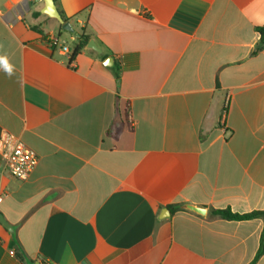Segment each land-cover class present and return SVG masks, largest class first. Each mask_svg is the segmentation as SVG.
I'll use <instances>...</instances> for the list:
<instances>
[{
    "label": "crops",
    "instance_id": "0c3cea01",
    "mask_svg": "<svg viewBox=\"0 0 264 264\" xmlns=\"http://www.w3.org/2000/svg\"><path fill=\"white\" fill-rule=\"evenodd\" d=\"M56 5L100 52L0 0V138L39 157L24 181L0 157V264H250L263 221L211 210H264V0Z\"/></svg>",
    "mask_w": 264,
    "mask_h": 264
},
{
    "label": "trees",
    "instance_id": "16d2710c",
    "mask_svg": "<svg viewBox=\"0 0 264 264\" xmlns=\"http://www.w3.org/2000/svg\"><path fill=\"white\" fill-rule=\"evenodd\" d=\"M57 1L58 0H55L56 3ZM59 11L65 22L71 21V18L67 17L62 10H59ZM59 26H60V30L65 32V30H63L62 24H60ZM256 31L260 34V40H259L258 46L254 54L261 51L264 48V25L257 27ZM80 34H81V37L76 38V43L74 44L70 52V57H69L70 63L73 62L75 58L78 56V54H80L82 50L86 48L89 41L91 40V35L85 29H81ZM52 48L55 49V44L52 45ZM113 73H114V77L116 79L117 85L119 86L120 81H121L120 68L115 67L113 69ZM125 116H128L127 112H125ZM169 208L172 210V212H175L180 209V206H169ZM211 214L213 216H216L221 219L228 220V221H247V220H253V219H261L264 223V210H255L250 213L239 214V213L233 212L229 208L228 209H217V210L214 209V210H211ZM263 255H264V227L261 233L259 249L257 251V254L254 260L250 264H257Z\"/></svg>",
    "mask_w": 264,
    "mask_h": 264
},
{
    "label": "built area",
    "instance_id": "2783aa9c",
    "mask_svg": "<svg viewBox=\"0 0 264 264\" xmlns=\"http://www.w3.org/2000/svg\"><path fill=\"white\" fill-rule=\"evenodd\" d=\"M50 44H56L55 38H50ZM69 52L68 47H64ZM0 157L5 162L9 174L18 180H27L32 171L39 163V157L35 151L10 133H4L0 138ZM0 197V202H1ZM14 255V252H11ZM46 264V263H45Z\"/></svg>",
    "mask_w": 264,
    "mask_h": 264
},
{
    "label": "water",
    "instance_id": "95a60500",
    "mask_svg": "<svg viewBox=\"0 0 264 264\" xmlns=\"http://www.w3.org/2000/svg\"><path fill=\"white\" fill-rule=\"evenodd\" d=\"M44 1V8L42 9V13L47 15L49 18L57 20L60 24L63 26V30L73 34L76 38H80L81 34L76 32L74 28L72 27L70 22H65L62 18L60 11L56 5L55 0H43ZM88 48L94 49L98 52L101 50L97 46V44L94 42V40H90L88 43ZM183 208L186 210H189L191 212H194L201 216H206L208 214V210L202 206H197L193 204H185L183 205ZM170 215V212L168 209H164L162 211V218H165ZM0 223L9 231H13L11 226L4 220L2 214H0Z\"/></svg>",
    "mask_w": 264,
    "mask_h": 264
},
{
    "label": "clouds",
    "instance_id": "9594fccd",
    "mask_svg": "<svg viewBox=\"0 0 264 264\" xmlns=\"http://www.w3.org/2000/svg\"><path fill=\"white\" fill-rule=\"evenodd\" d=\"M2 48L3 45H0V49ZM0 69L9 77L14 75V66L9 62V58L6 54H0Z\"/></svg>",
    "mask_w": 264,
    "mask_h": 264
},
{
    "label": "rangeland",
    "instance_id": "374dc122",
    "mask_svg": "<svg viewBox=\"0 0 264 264\" xmlns=\"http://www.w3.org/2000/svg\"><path fill=\"white\" fill-rule=\"evenodd\" d=\"M70 37H69V35H67V37H66V39L68 40V42L71 44V41H70V39H69Z\"/></svg>",
    "mask_w": 264,
    "mask_h": 264
}]
</instances>
